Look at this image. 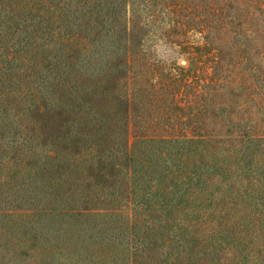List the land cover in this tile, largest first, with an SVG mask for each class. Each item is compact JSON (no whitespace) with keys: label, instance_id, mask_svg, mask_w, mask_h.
Returning <instances> with one entry per match:
<instances>
[{"label":"trees","instance_id":"16d2710c","mask_svg":"<svg viewBox=\"0 0 264 264\" xmlns=\"http://www.w3.org/2000/svg\"><path fill=\"white\" fill-rule=\"evenodd\" d=\"M128 1L0 0V264H264V113L132 140L94 115L90 81L124 100L126 62L90 68ZM233 23L202 25L214 68Z\"/></svg>","mask_w":264,"mask_h":264},{"label":"rangeland","instance_id":"374dc122","mask_svg":"<svg viewBox=\"0 0 264 264\" xmlns=\"http://www.w3.org/2000/svg\"><path fill=\"white\" fill-rule=\"evenodd\" d=\"M219 2L218 7L210 0H129L122 28L106 23L92 44L90 71L109 74L117 62L129 68L122 102L110 93L117 90L110 82H89L94 115L103 114L110 121L103 129L106 135L114 133L115 121L126 123L131 140L133 135L213 133L219 123L225 129L231 120L264 113L258 109L264 110V0ZM216 18L236 23L241 33H225L223 50L234 42L214 68L217 38L213 33V38H204L207 30L202 25ZM217 196L225 195L219 191ZM263 238L261 233L258 240Z\"/></svg>","mask_w":264,"mask_h":264}]
</instances>
